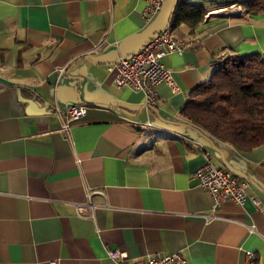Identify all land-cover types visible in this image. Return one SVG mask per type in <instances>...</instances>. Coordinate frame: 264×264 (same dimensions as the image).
Returning <instances> with one entry per match:
<instances>
[{"label":"crops","instance_id":"obj_1","mask_svg":"<svg viewBox=\"0 0 264 264\" xmlns=\"http://www.w3.org/2000/svg\"><path fill=\"white\" fill-rule=\"evenodd\" d=\"M224 1L236 0H164L144 21L145 0H0V264H112L115 249L138 262L180 252L188 264H264V144L212 138L250 182L243 205L215 208L193 175L206 151L226 165L179 124L224 58L264 60V9L216 6ZM181 2L207 14L172 26L187 45L164 58L179 89L160 84L149 106L109 67L171 26ZM73 106L86 113L65 134ZM89 204L92 215L77 212Z\"/></svg>","mask_w":264,"mask_h":264},{"label":"trees","instance_id":"obj_2","mask_svg":"<svg viewBox=\"0 0 264 264\" xmlns=\"http://www.w3.org/2000/svg\"><path fill=\"white\" fill-rule=\"evenodd\" d=\"M240 1H224L228 8ZM264 9V0H254L250 11ZM207 9L180 3L174 27L179 23L194 26ZM185 119L211 138L225 141L239 150L264 144V60L259 54L227 57L211 79L195 88L182 110Z\"/></svg>","mask_w":264,"mask_h":264},{"label":"built area","instance_id":"obj_3","mask_svg":"<svg viewBox=\"0 0 264 264\" xmlns=\"http://www.w3.org/2000/svg\"><path fill=\"white\" fill-rule=\"evenodd\" d=\"M145 2L146 7L142 11V18L144 21H149L161 11L164 0H145ZM186 46L180 42L172 25H169L151 37L141 49L130 56L121 57L109 67V71L113 74L114 84L119 88H130L133 91L142 92L147 105L157 106L160 84L168 85L173 93L179 89L172 71L164 63V58L170 53L182 52ZM100 47L101 45L96 47V50ZM85 113L84 106L70 107L62 122L63 132L69 134L72 122L80 119ZM204 157L205 162L196 169L193 176L198 184L209 192L214 207H219L227 200L243 205L250 197V182L227 167L215 165L210 152L206 151ZM91 193L88 194L89 198ZM251 199L258 208H261L258 196L252 195ZM92 210L91 204L77 207V212L80 215H85L88 212L92 215ZM205 217L211 221L216 215L208 214ZM249 228L251 231H255L254 227ZM248 255L252 256L253 254L249 252ZM108 257L112 264H188L180 252L150 255L145 260L138 262L137 259H132L127 251L115 249L108 251Z\"/></svg>","mask_w":264,"mask_h":264},{"label":"water","instance_id":"obj_4","mask_svg":"<svg viewBox=\"0 0 264 264\" xmlns=\"http://www.w3.org/2000/svg\"><path fill=\"white\" fill-rule=\"evenodd\" d=\"M179 124L182 125L183 127H190L192 129H194L195 131L199 132L207 141H209L211 143L212 147L221 154L222 160L224 161V164L226 165V167L231 169V170H233V171H235V172H237L238 174H240V172L237 171V169H235L230 164L226 163V160L223 157V151L215 144L214 140L209 135H207L202 130H200L199 128H197L196 126H194V125H192L190 123H182L181 122Z\"/></svg>","mask_w":264,"mask_h":264},{"label":"rangeland","instance_id":"obj_5","mask_svg":"<svg viewBox=\"0 0 264 264\" xmlns=\"http://www.w3.org/2000/svg\"><path fill=\"white\" fill-rule=\"evenodd\" d=\"M224 59H227V57H226V58H224Z\"/></svg>","mask_w":264,"mask_h":264}]
</instances>
